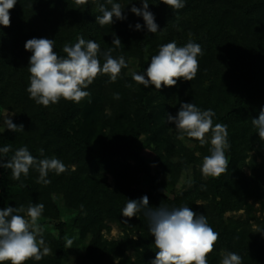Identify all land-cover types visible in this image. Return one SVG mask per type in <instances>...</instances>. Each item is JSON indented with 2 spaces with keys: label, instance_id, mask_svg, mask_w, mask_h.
I'll return each instance as SVG.
<instances>
[{
  "label": "trees",
  "instance_id": "16d2710c",
  "mask_svg": "<svg viewBox=\"0 0 264 264\" xmlns=\"http://www.w3.org/2000/svg\"><path fill=\"white\" fill-rule=\"evenodd\" d=\"M259 1L185 0L184 8L173 11L161 0H147L149 11L159 26L157 33H150L142 16L131 12L133 6L142 8L141 0H113V3L123 5L124 10L129 8L130 13L126 19L114 18L113 24L105 26L96 23V17L102 15L98 4L111 9L107 0H88L87 4L79 6L75 0H17L10 12V27L0 26V108L14 113L13 123L22 124L23 131L1 132L0 127V148L11 145V151L3 161L6 163L17 149L27 146L37 159L56 156L63 159L65 165L66 162L75 164L77 169L60 175L50 172L47 178L51 182L43 185L37 183L39 173L35 169H30L27 177L14 181L11 170L0 167V209L20 205L26 208L30 203H42L44 211L39 221H55L60 219L61 212L53 196L61 195L67 209L76 215L74 223L59 226V244L64 248L65 227L94 231L103 216L134 231L149 233V221L143 211L131 219L122 215L127 200H139L147 195L152 208L166 205L172 209L186 205L197 214L205 215L209 225L219 233V243L225 248L231 249L234 245L240 252L253 248L252 243L260 242L262 237L257 234L254 237L250 227L241 223H235V229L242 228L236 235L234 228L223 221V216L241 208L244 192L257 184L255 174L261 171L254 169L253 177L249 178L240 167L248 153L256 151L264 160V143L251 122L264 109V5ZM137 23L141 24V30L135 29ZM168 23L176 26H166ZM231 31L235 36L229 38V43L227 35ZM114 35L120 38L122 46L112 44ZM81 36L100 45L101 64L104 62L102 53L109 48L114 49V58L122 55L127 64L130 58L140 57L144 63L141 74L146 72L151 56L158 54L159 46L168 42L175 41L177 46H184L191 39L202 46L203 55L198 57L199 71L195 79L179 80L176 86L166 87L163 102L150 115L139 102L137 91L132 93L133 100L121 94L119 100L113 98V93H118L121 88L120 78H124L126 84L132 82L122 72L114 83H109L108 76L97 77L85 89L91 95L80 103L61 99L56 110L53 105L47 108L37 105L26 91L31 52L25 50V42L31 38L53 39L55 51L64 56L63 46L66 43L74 45ZM147 53L149 58H145ZM217 63L225 65V74ZM221 76L226 79L221 81ZM140 91L146 94V88H140ZM227 97L235 102L232 112L221 119L229 133L227 172L208 181L198 172L193 190L182 196L173 191L165 194L163 189L143 191V180L149 173L148 160L142 157L144 147L150 148L158 160H165V164L160 165L163 173L178 170L170 159H190L181 142H178L179 150L172 145L169 132L175 130V125L167 122V115L176 116L181 103H194L201 110H207L214 102L221 106ZM132 106L140 108L136 113L137 124L129 121L122 111L123 107ZM107 109L111 114L106 113ZM97 121H103L110 132L109 144L100 151L94 150L92 145ZM146 138L148 143H143ZM152 143L155 148L150 146ZM40 149L44 150L43 157ZM116 157L120 160H115ZM129 160L136 165L130 164ZM107 174L115 178L114 189L108 185ZM261 174L264 176V170ZM202 185L206 188L202 189ZM201 200L207 204L198 206L197 201ZM153 259L155 253L145 264H151ZM52 261L59 262L60 258L57 255Z\"/></svg>",
  "mask_w": 264,
  "mask_h": 264
},
{
  "label": "clouds",
  "instance_id": "9594fccd",
  "mask_svg": "<svg viewBox=\"0 0 264 264\" xmlns=\"http://www.w3.org/2000/svg\"><path fill=\"white\" fill-rule=\"evenodd\" d=\"M95 2V0H93ZM173 11L185 7V0H161ZM17 0H0V26L10 27V12ZM79 5H85L88 0H75ZM111 9L104 4L97 8L102 15H97L96 23L100 26L113 24L116 20H124V8L120 3L107 0ZM142 8L131 7V12L142 16L148 32L157 33L158 25L154 14L149 11L147 0H141ZM131 27V26H130ZM140 23L135 25L141 30ZM112 44L122 46L119 37L114 35ZM55 40L48 38H31L25 42L24 48L31 52L27 67L29 85L26 88L29 99L37 105L49 107L58 104L61 99L80 103L91 94L85 91L94 80L105 75L109 83H114L121 75L122 69L128 65L121 55L112 56L114 49L103 52L104 62L101 64L100 45L94 40L78 37L74 45L63 46L64 56L58 55L54 48ZM147 51V49H145ZM203 55L202 46L191 39L184 46H177L175 41L159 46L158 54L152 55L150 63L143 74L133 72L132 80L147 88L153 85L156 90L162 87H174L179 80L192 81L199 71L198 57ZM131 87V85H127ZM113 98L119 100V93H113ZM215 112L212 109L201 110L194 103H181L176 116L167 115V122L175 125L177 138L185 137L198 140L201 146L209 143V155L203 157L200 166L204 178H219L229 167L226 150L230 148L227 125L213 123ZM256 128L259 139L264 143V109L257 119L251 120ZM3 125L10 131H23V125H16L9 116L3 119ZM11 151V145L0 148V167L11 170V179L20 181L27 177L30 169L38 173L37 183L43 185L51 181L47 178L50 172L60 175L67 171L66 165L58 158L34 157L27 146L20 147L5 163L3 158ZM44 156V150L40 149ZM24 185L21 184V187ZM202 189L206 186L202 185ZM44 205L30 203L26 208L5 207L0 209V264H27L30 260L40 261L51 253L43 238L44 228L39 224ZM143 211L148 218V231L154 237L155 259L151 264H208L207 257L215 250L219 242V233L208 223L207 217L197 214L189 206L169 209L164 206L152 208L147 195L139 200H127L122 209V215L131 219ZM21 213H25L22 215ZM66 248H70L73 240L65 237ZM220 264H242V257L235 252L222 254Z\"/></svg>",
  "mask_w": 264,
  "mask_h": 264
},
{
  "label": "rangeland",
  "instance_id": "374dc122",
  "mask_svg": "<svg viewBox=\"0 0 264 264\" xmlns=\"http://www.w3.org/2000/svg\"><path fill=\"white\" fill-rule=\"evenodd\" d=\"M264 5L262 0L259 1ZM122 7H124L122 5ZM129 8L123 11L124 16L128 15ZM264 14V10H263ZM264 15L262 16V18ZM264 19V18H263ZM182 21V20H181ZM166 26L174 27L175 23H168ZM204 33V32H202ZM235 33V32H234ZM234 33L231 31L227 35V42L230 43L229 38L234 37ZM226 42V44H227ZM228 45V44H227ZM149 53L145 55V58H149ZM241 59V56H240ZM143 64L140 57L130 58L128 60V67L124 68L122 74L125 78L132 80V73H142ZM220 66V71L222 74H225L226 71L225 65L217 63ZM225 64V63H224ZM122 79V80H121ZM226 77L221 76V81H224ZM122 81L121 88L118 89L119 95H123L125 98H131L133 92H139V102L145 106L147 113L150 115L152 111L155 112V109L158 110L161 102H163V97L165 95L164 91L166 87H162L160 90H156L153 85H149L146 88V94L141 93L140 88H145L142 85L137 84L134 80L127 83L124 81V78H120ZM124 84V85H123ZM131 85L128 87L127 85ZM138 89H136V88ZM233 93V92H232ZM231 93V94H232ZM234 94V93H233ZM124 97H122L124 102ZM231 97V96H230ZM233 97V96H232ZM132 99V98H131ZM133 100V99H132ZM144 100V101H142ZM119 102V106L120 103ZM232 103V106H231ZM235 102L232 99H226L221 103V106L215 105L216 102L209 107L215 112L213 117V123H222L223 116L228 115L232 112V107ZM1 107V106H0ZM57 104L53 105V109L56 110ZM118 107V106H116ZM108 110V109H107ZM106 110V113L109 115L111 112ZM140 108L137 106L123 107L122 111L125 112L126 117L129 118V121L132 120V123L137 124L138 116L137 111ZM9 116L12 121L15 118V114L12 113L9 109L0 108V127L1 132H6L8 129H4L3 119ZM101 118V117H99ZM128 120V119H127ZM82 122H80V125ZM86 121L83 122L85 126ZM128 128V127H127ZM95 134L93 135V148L94 150L100 151L103 147L109 144V129H107L103 121H97L95 127ZM169 135L172 136L174 147L176 150H179L178 142H181L186 148V152L189 155L190 159H185L183 157L170 159V162L177 165L178 170L171 172H161V164H165V160H158L157 157L151 153L150 148L144 147L142 157L147 159V166L149 169L148 176L143 180L142 190L143 191H152L153 189H163L165 194L176 192L177 195L182 196L186 193H189L193 190L194 181L197 178V173L200 172V166L202 164L203 157L209 155L210 148V134H209V143L201 146L198 140L195 139H186L180 140L177 138L176 130H171ZM178 139V140H177ZM143 143H148L147 138L144 139ZM150 146L155 148L152 143ZM166 156V154H164ZM194 156V161L193 160ZM56 157V156H54ZM57 158V157H56ZM59 159V158H58ZM63 160V159H61ZM115 160H120L116 157ZM64 162V161H63ZM264 160L256 151H251L248 153L245 162L241 163L240 167L243 173L251 178L254 175V169L259 172L264 170L263 168ZM129 163L133 166L136 163L133 160H129ZM67 171H76L77 167L75 164L66 162ZM263 168V169H262ZM255 174L257 177L256 186L248 188L243 195L241 208L236 209L235 211H230L224 214L223 221L235 227V223H241L250 227L251 234L254 237L257 235L261 236V241L257 240L252 243L254 246L248 252H240L235 246H230L231 249L225 248L219 242L215 245V250L207 257L208 264H220L222 259V254L225 252H235L242 257V264H264V176L260 173ZM199 174V173H198ZM108 185L111 189L116 187L115 178L107 174ZM205 181L213 179L212 177L204 178ZM56 206L59 208L60 219L55 221L44 220L39 221V224L44 228L43 238L45 239L46 245L51 249V253L45 256L40 261L30 260V262L37 264H145L149 258L152 259L156 249L154 246V237L149 233H143L142 231H134L132 228L124 227L122 224L110 220L109 218L102 217L98 220V228L92 231V229H69L65 227L64 231L66 237L73 240V244L70 248L60 246L61 242V231L59 229L60 224L70 222L71 224L75 222L76 215L73 214L70 210L67 209L65 202L61 195L53 196ZM207 203L197 201L198 206L206 205ZM155 206L154 208H158ZM163 206V205H162ZM169 208L168 206H164ZM70 216L71 219L67 220L66 218ZM66 226V225H65ZM241 227L234 228L236 235L241 232ZM142 237L143 240L141 239ZM261 246V247H260ZM263 248V249H262ZM95 251V252H94ZM150 252V253H149ZM149 253V254H147ZM57 255L60 258V261H52L57 259ZM101 257V258H100ZM29 262V261H28ZM29 264V263H27Z\"/></svg>",
  "mask_w": 264,
  "mask_h": 264
}]
</instances>
